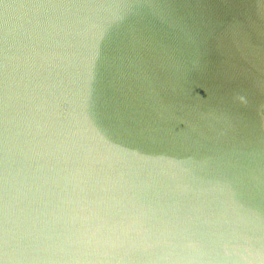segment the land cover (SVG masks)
<instances>
[{"label":"water","instance_id":"obj_1","mask_svg":"<svg viewBox=\"0 0 264 264\" xmlns=\"http://www.w3.org/2000/svg\"><path fill=\"white\" fill-rule=\"evenodd\" d=\"M0 264H264V0H0Z\"/></svg>","mask_w":264,"mask_h":264}]
</instances>
